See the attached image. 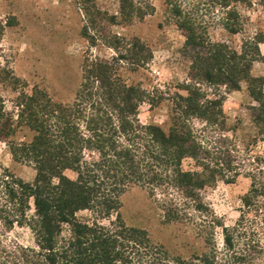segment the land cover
Masks as SVG:
<instances>
[{
  "label": "trees",
  "instance_id": "obj_1",
  "mask_svg": "<svg viewBox=\"0 0 264 264\" xmlns=\"http://www.w3.org/2000/svg\"><path fill=\"white\" fill-rule=\"evenodd\" d=\"M126 1L122 0L121 10L129 18ZM251 1L168 2L177 26L185 32L186 45L197 49L192 84L185 87L187 94L174 96L169 131L140 118L142 105L156 107L164 96L157 89L150 91L129 81L130 71L146 67L154 57L138 37L90 36L94 43L104 40L103 45L114 54L86 60L76 96L68 103L55 101L38 87L28 91L11 71L0 69V82L9 80L18 92L15 105L19 108L17 119L6 109L0 91V140L10 142L14 159L36 171L32 181L9 169L0 171V264H219L215 245L185 258L152 242L146 232L127 226L120 212L121 197L133 187L147 189L163 216L172 220L189 219L191 210L201 215L209 210L201 189L239 175L233 148L202 140V132L225 131L221 85L231 89L242 80L249 81L250 92L259 102L254 122L264 139V99L258 96L264 92L262 87L256 89L260 78L251 74L264 39L258 35L245 39L238 51L213 41L201 17L205 13H199L201 5L209 10L219 7L225 12L223 28L237 32L236 6ZM205 81L218 88L214 87L213 97L201 88ZM194 119L205 123L199 132ZM18 122H26L35 132L32 140H10ZM188 159L193 160V168L184 167ZM259 192L254 183L244 198L242 218L224 229V250L232 252L230 260L240 262L264 253V233L256 239L258 231L252 228L257 218L248 220L246 215L264 216V205L257 201ZM248 221L250 227L245 226ZM215 225L216 219L207 222L211 230ZM17 227L29 229L31 243L9 236ZM242 241L245 248L241 252Z\"/></svg>",
  "mask_w": 264,
  "mask_h": 264
},
{
  "label": "rangeland",
  "instance_id": "obj_2",
  "mask_svg": "<svg viewBox=\"0 0 264 264\" xmlns=\"http://www.w3.org/2000/svg\"><path fill=\"white\" fill-rule=\"evenodd\" d=\"M169 1L127 0L125 13L131 11V17L125 18L121 10L122 0H0V69L11 71V76L26 84V90L38 87L55 101L68 103L76 96L86 60L97 55L110 57L114 54L112 49L103 45L104 40L94 43L90 36L112 33L138 37L151 48L154 57L146 67L130 71L127 74L129 81L150 91L157 89V94L164 96L156 107L148 103L142 105L140 118L145 123L158 124L169 131L174 96L177 92L187 94L185 87L192 84V61L197 51L195 47L186 45L185 32L177 26L170 13ZM200 11V14L205 13L201 17H204L213 41L224 42L241 51L245 39L257 35L264 39V0L237 4V16L234 18L237 32L223 28L221 19L225 12L221 8L209 10L201 5ZM86 26L88 29L84 30ZM260 49L262 54L254 62L251 74L260 78L256 89L262 87L264 92V40ZM8 81L0 82V91L6 109L18 119L19 108L15 105L18 92ZM200 86L209 97L214 96L215 86L206 81ZM219 90L224 95L225 131L220 134L202 132V140H216L218 144L236 151L238 177L233 181L219 179L201 189L202 199L209 210L204 215L191 210V217L187 220L165 218L147 189L130 188L121 197L122 220L127 226L146 232L152 242L164 246L174 255L189 258L203 254L215 245L220 254L219 264H264V253L237 262L230 257L228 259L232 252L224 250V229L233 227L242 218L244 198L254 183L260 191L257 201L262 203V207L264 205V139L254 122L259 102L251 94L248 80H242L238 87L231 89L221 85ZM263 95L258 94L264 99ZM18 123L10 140H32L35 132L26 122L23 125ZM193 124L198 132L205 125L197 119ZM10 145L9 141L0 140V171L9 169L27 181L34 180V167L14 159ZM184 167L193 168V160H186ZM246 215L248 220L257 218L258 224L255 222L252 228L258 231L256 239L262 238L263 214L259 218L251 213ZM213 219L217 220V225L211 230L207 222ZM246 224L251 226L249 221ZM9 236L24 244L32 242V234L26 227L15 228ZM261 240L264 243V238ZM243 243L239 245L241 252L245 248Z\"/></svg>",
  "mask_w": 264,
  "mask_h": 264
}]
</instances>
